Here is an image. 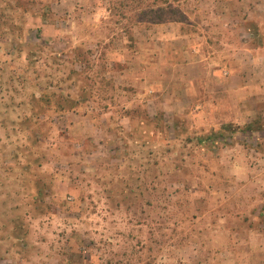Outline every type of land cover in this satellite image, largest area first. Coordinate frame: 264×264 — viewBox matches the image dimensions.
<instances>
[{
    "label": "rangeland",
    "instance_id": "obj_1",
    "mask_svg": "<svg viewBox=\"0 0 264 264\" xmlns=\"http://www.w3.org/2000/svg\"><path fill=\"white\" fill-rule=\"evenodd\" d=\"M91 1L0 0V264H264V102L160 38L226 66L264 0Z\"/></svg>",
    "mask_w": 264,
    "mask_h": 264
},
{
    "label": "crops",
    "instance_id": "obj_2",
    "mask_svg": "<svg viewBox=\"0 0 264 264\" xmlns=\"http://www.w3.org/2000/svg\"><path fill=\"white\" fill-rule=\"evenodd\" d=\"M95 1L97 2V0L91 1L92 6L95 5ZM98 9V5L96 8L95 6L93 7V10ZM152 33H154L153 30H148L149 35L153 36ZM176 33L171 36L170 33L164 32L160 35V38L164 37L167 42L166 45L172 46L173 39L175 41L182 39L181 41L184 42V45H187L183 55L185 57L183 59L185 60H181L182 63L180 64L182 69L180 77L186 79L188 83H192L193 81L189 79L185 71L189 69V66L195 64L201 69V74L197 76L199 82L202 80L215 85H220L222 82L229 83L239 88L236 90L238 93L245 95L246 98L248 97L247 102L249 105L252 104L254 109L257 108L259 103L264 102V45L253 48L244 43L243 48L232 50L228 54V62L225 66L218 56H215L213 52L209 53L206 46H202L203 48H201L202 43L199 42L198 47L194 46L192 36L190 38L189 35L182 34L181 26H178V31L176 28ZM169 40L172 41L168 42ZM167 51L168 57H173L174 53L171 47ZM263 214L264 212L260 210L259 217H263Z\"/></svg>",
    "mask_w": 264,
    "mask_h": 264
},
{
    "label": "trees",
    "instance_id": "obj_3",
    "mask_svg": "<svg viewBox=\"0 0 264 264\" xmlns=\"http://www.w3.org/2000/svg\"><path fill=\"white\" fill-rule=\"evenodd\" d=\"M64 101L66 104L72 103L69 99H66ZM62 108L63 107L61 106V109ZM258 122H259L258 120H255V121L248 123L242 127L235 126L233 124H224L221 126V129L223 132L217 133L214 137H213V135H210L206 139H199V141H200V143L210 142L211 144H214L218 139L221 138V135L223 136L222 133H227L230 136H232V135L234 136L238 133H244V134L250 133L251 134V133H254L255 131H258L261 129L260 128L261 125L257 124ZM256 124L258 126H256Z\"/></svg>",
    "mask_w": 264,
    "mask_h": 264
}]
</instances>
